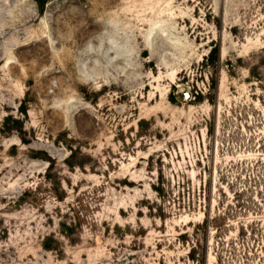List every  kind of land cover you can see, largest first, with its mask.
I'll return each instance as SVG.
<instances>
[{
	"label": "rangeland",
	"instance_id": "rangeland-1",
	"mask_svg": "<svg viewBox=\"0 0 264 264\" xmlns=\"http://www.w3.org/2000/svg\"><path fill=\"white\" fill-rule=\"evenodd\" d=\"M0 264H264V0H0Z\"/></svg>",
	"mask_w": 264,
	"mask_h": 264
},
{
	"label": "trees",
	"instance_id": "trees-1",
	"mask_svg": "<svg viewBox=\"0 0 264 264\" xmlns=\"http://www.w3.org/2000/svg\"><path fill=\"white\" fill-rule=\"evenodd\" d=\"M38 2L41 4V6H44V4L46 3V0H38ZM205 223H206V225H207L208 221L206 220ZM45 246H46V244H45ZM46 248H50V247L46 246ZM194 253H195V252H194V250H193V252H191V258H192L193 260H195V258H196ZM204 256H206V253H205Z\"/></svg>",
	"mask_w": 264,
	"mask_h": 264
}]
</instances>
